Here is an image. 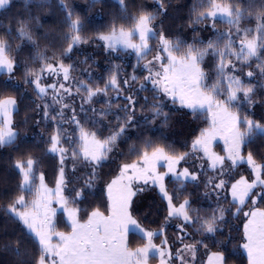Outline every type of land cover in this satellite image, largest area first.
Segmentation results:
<instances>
[{
	"label": "trees",
	"instance_id": "trees-1",
	"mask_svg": "<svg viewBox=\"0 0 264 264\" xmlns=\"http://www.w3.org/2000/svg\"><path fill=\"white\" fill-rule=\"evenodd\" d=\"M235 7L238 3L243 8L251 7L253 18L249 22L245 19L241 27L255 29V12L261 6V0L249 5L248 0H230ZM127 12L121 11L118 0H103L102 3L93 4L92 0H33L25 5L24 0H11V4L0 9V38L9 44L7 55L15 61L13 73H0V99L13 97L16 100V109L13 114V126L17 133L16 141L11 146L0 148V264H35L39 256V249L26 235L23 225L6 212L12 201L20 195L18 185L20 174L14 165L17 160L25 161L29 156L37 161L35 173L37 180L42 173L49 185L57 183L61 165V157L58 153H49L50 137L59 129L61 146L68 149L65 154L63 166L66 171L64 195L70 205L77 208L78 219L85 221L94 210L109 213V199L107 195L108 183L118 175L122 165L139 161V153L143 152L146 143L153 147H162L172 156L189 153L186 159L195 154L192 153V142L200 135L203 129L210 127V118L206 113L193 115L186 107L175 105L168 101L165 95L157 93L151 84L145 81L147 70L144 67L146 60L157 54L159 45V33L174 44L179 42L180 48L175 55H182L189 45L203 50L209 41H213L219 48H223V40H218V33H233V39L239 41L235 29L227 23L217 20L215 27L211 19L201 23L196 22L197 13L207 11V3L200 7L201 0H164V8L160 9L158 0H125ZM67 5V7H63ZM72 12V18H80L83 29L80 33L87 43H80L73 47L72 51L63 55L70 41L64 39L70 33L67 22L68 12ZM140 11L157 15L152 27L157 36L150 40L153 51L143 60L137 61L136 54L132 50L119 49L115 52L106 50L103 42L96 39L100 33H107L115 22L125 27L131 26V21L123 20V15H138ZM27 24V30L31 33L34 42L18 38L17 28L19 22ZM43 56L44 60L40 57ZM229 59L236 65L233 72L230 68L226 72L239 77L244 86H253L252 102L244 100L243 93H238L237 105L232 111L238 112L241 118L247 117L264 125V77L257 69L258 61L253 58L251 67L241 64L234 57ZM219 58L211 54L204 57L200 65L207 76L209 85L218 79L217 64ZM47 61L54 65L62 62L66 66L72 65L70 79L64 82L70 87L72 94L62 93V103H55L53 91L48 89L46 96L41 99L37 95L35 84L26 83V73L29 70L39 72V69ZM264 62V57L261 58ZM252 71V77L247 72ZM113 72L117 73L119 82V94L111 87L107 93H98L89 101L87 93L76 87L84 82L93 89L104 88ZM41 85L52 84L53 75H45ZM135 75L138 79L132 81ZM62 78V76H60ZM32 79V77H27ZM63 79V78H62ZM129 80L125 86L123 81ZM145 84L141 90L140 85ZM227 81L220 86L224 95L218 99H226ZM132 96L136 101L135 112L131 123L127 124L123 133L117 138L112 151L99 165H91L82 156L73 157V149L79 151V128L72 121L73 115L86 132H95L98 139H105L125 124L127 116L123 111L128 101L125 97ZM160 104L162 112L166 114L154 117L152 106ZM45 105H48V117H45ZM68 105V107H63ZM63 110V116L57 115ZM104 112L106 115L101 116ZM52 117H56L53 119ZM119 117V119H117ZM241 130L244 127L241 126ZM71 137L72 142H69ZM215 149L221 156H225L222 143L218 142ZM151 152V148H148ZM251 152L256 163L264 165V139L257 138L253 143H246L241 148L243 157L247 158ZM227 171L223 176L220 168L201 172L200 179L188 180L181 188L173 178H166V188L173 197L174 204H180L185 199L189 201V215L193 223L185 224L183 219L168 216V202L153 185L145 191H139L132 204L131 212L140 224L163 232L156 235L155 239L162 242L163 239L172 246L175 252L185 244H194L197 248L195 264H203L205 250L211 252H223L225 264H248V256L242 245L244 239V224L247 217L244 212L250 208H264V193L252 200L255 195L237 213V205L229 194V186L236 179L246 176L249 179L254 175L252 168L245 162L235 167L228 160L225 161ZM93 167L95 175L92 176ZM226 170V169H225ZM264 178V171L261 172ZM91 179V186L87 181ZM211 184H208L209 180ZM221 179L225 180L223 189H216L214 185ZM36 184L39 183V181ZM77 192L80 196L77 197ZM259 191L255 190L254 194ZM27 199L32 195L25 194ZM217 208L225 209L224 220L219 222L218 231L208 234L200 229V221L196 217L207 218ZM64 211H59L54 219L55 228L70 232L71 227ZM183 226V235H180ZM183 237V241H181ZM198 241L202 243H197ZM146 242V239L137 232L129 233L128 243L130 248H136ZM19 247L22 255L17 257L11 249ZM176 259V258H175ZM176 262V260H175Z\"/></svg>",
	"mask_w": 264,
	"mask_h": 264
},
{
	"label": "snow or ice",
	"instance_id": "snow-or-ice-1",
	"mask_svg": "<svg viewBox=\"0 0 264 264\" xmlns=\"http://www.w3.org/2000/svg\"><path fill=\"white\" fill-rule=\"evenodd\" d=\"M33 0H24L25 5H29ZM46 0H41V3ZM103 0H92L93 4L102 3ZM63 4V0H61ZM121 11L127 12L125 0H118ZM160 9L164 8V0H158ZM207 11L197 13L196 22L211 19L213 27L215 22L220 20L227 23L235 29V34L239 41V47H236L237 41L233 39L231 31L227 33H218V40H223V48H219L213 41H209L207 47L203 50L196 49L189 45L187 50L182 55H175L179 51V42L173 43L167 39L163 32L159 33V45L157 54L153 60H149L145 65V69L149 75L144 77L145 81L150 82L153 89L157 93H163L169 97L173 103L177 101L182 107L190 109L193 115L206 113L210 118V127L203 129L200 135L192 142V152L202 151L204 156L211 162L210 167L216 169L220 167L221 176L224 175L225 161H231V166L235 167L240 163H247L255 174V179L249 182L244 177L232 184V198L237 205L236 212L242 211L246 199L250 195H262L252 193V189L261 186L264 189V179L261 178V172L264 171V165L256 163L253 154L248 153L247 158L241 155V147L246 143H253L257 138L264 139V125L259 124L247 117L241 118L238 112H233L232 107L237 105L238 93H243L244 100L248 103L252 102V94L254 93L253 86H244L243 81L226 72V69L236 70V65L230 57H234L241 64H246L251 67L250 61L255 58L257 69L262 77H264V62L261 58L264 57V0H261V6L257 9L254 15L256 21L255 29L241 27L243 20L248 19L249 22L253 18L251 7L243 8L238 3L235 7L230 0H206ZM243 3V0H241ZM249 5L255 3V0H248ZM11 4V0H0V9H3ZM67 7V5H63ZM200 7H204V0H201ZM72 12H68L67 22L70 33L64 39L70 41L63 55L71 52L73 47L80 43H87V40L82 39L80 33L83 25L79 17L73 19ZM123 20L131 21V26L125 27L123 24L117 25L112 23L107 33H100L96 39L103 42L106 50L113 52L124 49L132 50L137 57V61L145 59L153 49L149 45V41L157 36L152 24L157 19V15L140 11L138 15H123ZM18 38L34 42L31 33L27 30V24L24 21L19 22L17 28ZM138 38V43L135 42ZM9 44L3 38H0V72L11 74L15 67V61L8 55ZM211 54L219 58L217 64L218 79L215 83L209 85L207 76L201 64L204 57ZM167 53V63L162 62L160 52ZM44 60L43 56L40 57ZM154 62L159 63V70H154ZM72 65H65L60 62L56 65L44 62L39 72L29 70L26 73V83L35 84L37 95L43 99L47 95L48 89L53 91V100L55 103H62L64 96L72 94L71 88L60 83L42 86L41 80L44 73L49 75L59 76L63 74V80L70 79V71ZM252 71L247 72L248 77H252ZM32 77V79H27ZM138 78L133 75L132 81ZM227 81V96L226 99H218L224 95L220 90V86ZM125 86L129 85V80L123 81ZM117 91L119 94V82L117 73L113 72L109 80L105 83L104 88H95L88 86L84 82L77 85L76 91L81 90L87 93V100H91L98 93H107L109 88ZM146 85L141 84V90L145 89ZM128 101L124 107L127 119L125 124L119 128V131L101 140L97 138L95 132H86L76 120L75 115L72 121L79 128L80 147L79 151L73 149L72 156H82L85 161L91 165H99L101 161L107 158V154L112 151V148L117 138L123 133L127 124L131 123L135 112L136 101L132 96L125 97ZM16 107V100L12 97L0 99V148L11 146L15 143L17 133L13 130V112ZM48 105H45V117H48ZM68 107V105H63ZM160 104L152 106L154 117H159L166 114L162 112ZM57 115L63 116V110ZM106 115L102 112L101 116ZM55 119L56 117H52ZM119 119V117H117ZM241 126L244 131H241ZM223 133L225 142V151L227 156H220L211 151V145L217 135ZM72 142L71 137L68 138ZM151 148V152L148 151ZM49 153H58L61 157V165H63L65 154L68 149L61 146V136L59 129L50 137V147L47 149ZM189 153H184L179 156H172L165 152L162 147H153L151 143H146L145 150L139 153V161L132 164H124L120 171V176L114 179L108 185V198L110 200L109 211L110 215L105 216L99 210L93 211L85 223H80L76 218L77 210L67 209V198L62 194V185L64 184V169L60 168L59 178L57 180L56 189L53 192L44 183V175L41 173L38 177L39 185L36 184L37 176L34 166L37 161L32 157H28L25 161L17 160L15 169L20 174V184L18 195L6 209V212L11 214V217L18 220L24 227L25 235L37 245L39 256L35 260V264H148L150 258H159V264H170L173 259V254L167 248V241L162 242L161 247H157L153 242V237L157 233L145 231L140 227L135 219L129 213V205L135 192L132 190L131 183L135 180H143L145 183L151 181L153 184H158L160 192L168 201V216L182 217L185 224L193 223V218L189 215L190 204L187 199L175 207L172 203L173 197L168 194L164 186V179L169 173L175 178L182 188L187 180H196L197 177L190 173L187 168L177 172L176 165L181 160H184ZM161 161L165 162L163 166L167 168V172L159 173L157 168L161 166ZM131 171V175H129ZM95 175V167H93L92 176ZM91 186V179L86 182ZM212 180L208 181L211 184ZM225 180L221 179L219 183L214 185L216 189L225 187ZM25 194L33 196L31 201L26 200ZM77 192V197L80 196ZM53 196H55L61 208L68 214L70 233L56 232L54 217L56 208L52 207ZM256 200H252L254 205ZM225 209L217 208L212 215L203 218L198 216L196 221H200V229L205 233L214 234L218 231L219 222L224 220ZM244 216L248 217L244 224V239L245 243L242 247L246 250L248 256V264H264V209H255L249 212H244ZM130 226L142 233L147 239V243L143 247H138L134 251L129 250L127 245V233ZM181 230H183L181 228ZM57 242L53 243V239ZM183 241V237L180 238ZM197 243H202L198 241ZM13 253L20 257L22 255L19 247L11 249ZM197 248L194 244H185L183 249H178L175 258L181 261V264H187L184 259V253L191 255L192 260L196 259ZM208 264H225V256L223 252H213L208 257Z\"/></svg>",
	"mask_w": 264,
	"mask_h": 264
},
{
	"label": "rangeland",
	"instance_id": "rangeland-1",
	"mask_svg": "<svg viewBox=\"0 0 264 264\" xmlns=\"http://www.w3.org/2000/svg\"><path fill=\"white\" fill-rule=\"evenodd\" d=\"M135 42H139L138 41V38L136 39V41ZM150 42V41H149ZM150 45V44H149ZM175 54V53H174ZM160 55H161V57H162V62L163 63H167V53H164V52H160ZM9 56V55H8ZM149 60H153V58H151V59H148V60H146V62H144V65L149 61ZM154 64H155V68H154V70H159V63H157V62H154ZM16 67H14V69H15ZM14 71V70H13ZM0 73H3V72H0ZM13 73V72H12ZM147 73H148V71H147ZM45 75H49L48 73H46ZM149 75V73L147 74V76ZM53 76H55V75H53ZM60 76H62V78H63V74L61 73L59 76H55L53 79L55 80L53 83H56L57 84V88H59V84H60V82H59V80H61V81H64ZM65 82V81H64ZM64 82H62L63 84H64ZM52 83V84H53ZM149 84H151L150 82H148ZM152 85V84H151ZM161 94H163V93H161ZM164 95V94H163ZM167 97V96H166ZM5 98H7V97H5ZM13 98V97H12ZM168 101H171L172 102V100L169 98V97H167L166 98ZM175 105H177V106H181L180 105V103L177 101L176 103H175ZM182 107V106H181ZM15 109H16V107H15ZM15 111V110H14ZM233 112H235V111H233ZM13 114H14V112H13ZM12 119H13V116H12ZM13 130L16 132V130H15V128H14V126H13ZM241 131H244V130H241ZM79 136H80V134H79ZM218 142H220V143H222V145H223V148H224V150H225V142H224V139H223V133H221V134H219V135H217L216 136V138L213 140V142H212V145H211V151L213 152V153H215V154H217V155H220L219 154V152L217 151V149H215V146H216V144L218 143ZM243 147V146H242ZM241 147V148H242ZM193 153V152H192ZM193 154H195L194 156H192L190 159H184V160H181L180 162H179V164L178 165H176V171L177 172H180V171H183V169L184 168H187L188 170H189V172L190 173H193L194 175H196V177H197V179L196 180H198V179H200V173L201 172H203V171H206V170H210V169H212L211 167H210V161L208 160V158L207 157H205L204 156V154H203V152L202 151H199V152H195V153H193ZM241 155H242V153H241ZM179 156V155H178ZM221 156V155H220ZM225 156H227V152H225ZM243 156V155H242ZM245 158V160H246V157H244ZM136 162H138V161H136ZM136 162H132V163H136ZM228 162H230L231 163V161H229L228 160ZM132 163H127V164H132ZM161 163V166H159L158 168H157V171L159 172V173H165V172H167V168L165 167V166H163L164 165V163L165 162H163V161H161L160 162ZM258 164V163H257ZM259 165H261V164H259ZM123 166V165H122ZM62 167H63V169H64V184L61 186L62 187V194H63V196L65 197V195H64V186L66 185L65 184V181H66V171H65V166H63L62 165ZM122 168V167H121ZM218 168H220L219 166H217V168L216 169H218ZM226 169V170H225ZM220 170V169H219ZM228 169H227V166H225L224 165V173L227 171ZM121 171V170H120ZM254 173V172H253ZM129 175H131V171H129V173H128ZM120 176V172L118 173V175L117 176H115L113 179H111L110 180V182L108 183V185L114 180V179H117L118 177ZM168 177H171V178H173V179H175L173 176H172V174L171 173H169L167 176H165V179H164V186H165V189H166V191H167V188H166V178H168ZM242 177H244L245 179H247L249 182H251L252 180H254L255 179V174L252 176V178L251 179H249L248 177H246V176H242ZM59 178V177H58ZM241 178V177H240ZM240 178H238V179H236V181H238ZM261 178L262 179H264L263 177H262V174H261ZM39 181V179L37 180V182ZM188 181V180H187ZM236 181H233L231 184H230V186H229V194H230V197H231V199L233 200V198H232V189H231V186H232V184L233 183H235ZM44 183H45V185L49 188V189H52L53 190V192L55 191V189H56V184L54 185V186H52V185H49V183L47 182V180H46V177H45V175H44ZM37 185H39V183H37ZM153 185H155L157 188H158V190L160 191V188H159V185L158 184H153L151 181H149L148 183H145L143 180H133L132 181V183H131V187H132V190L135 192V195L132 197V199H131V202H130V205H129V209H128V211H129V213L131 214V216H132V218L133 219H135V217L132 215V210H131V204H132V202H133V200H134V198H135V196H136V194L139 192V191H145L147 188H150V187H152ZM255 190H258L259 191V193L258 194H261V192L262 193H264V189H262L261 188V186H257L256 188H254V189H252V193H254V191ZM168 192V191H167ZM161 193V192H160ZM162 194V193H161ZM168 194H169V192H168ZM256 194V193H255ZM107 195H108V187H107ZM163 195V194H162ZM170 195V194H169ZM252 197V195H250L247 199H246V202H245V204L248 202V200L250 199ZM259 197V195H255L254 196V199L255 198H258ZM26 198V200H28V201H31L32 199H33V196L30 198V199H27V197H25ZM66 198V197H65ZM109 199V198H108ZM165 200H167V199H165ZM173 201V200H172ZM168 202V201H167ZM111 202H110V200H109V204H110ZM173 203V202H172ZM183 203V202H182ZM181 204V203H180ZM180 204H174L173 203V205L175 206V207H179V205ZM52 207L53 208H56L57 209V211H56V214L59 212V211H64L65 212V215H66V218H68V214H67V212L64 210V208H61V206H60V204L58 203V200H57V198L55 197V196H53V201H52ZM66 207H67V209H69V210H72V209H75V210H77V208L76 207H74V206H72V205H70L68 202H67V205H66ZM264 209V208H259V207H254V208H250V210L249 211H252V210H255V209ZM95 211V210H94ZM100 211V210H99ZM248 211V212H249ZM100 212H102V211H100ZM102 213H104V212H102ZM104 215L105 216H108V215H110V212L108 213H104ZM56 216V215H55ZM76 218L78 219V211H77V213H76ZM172 218H174V217H172ZM178 218V217H177ZM179 218H181L182 219V217H179ZM54 219H55V217H54ZM247 219H248V217H247ZM79 220V222L80 223H85L87 220H85V221H81L80 219H78ZM136 220V219H135ZM67 221H68V223L70 224V221H69V219H67ZM137 221V220H136ZM247 222V221H246ZM137 223L140 225V227L142 228V229H144L145 231H151V232H154V233H157V235H159V233H161V232H163V230H161V231H158V230H154V229H152V228H148V227H146V226H144V225H142V224H140L139 223V221H137ZM179 228L181 229H183V226L182 225H180L179 226ZM56 232H63V233H70V232H65V231H61V230H59V229H54ZM72 230V229H71ZM131 232H137V233H140L138 230H136V229H134L132 226H130V230L128 231V233H127V245H129V243H128V238H129V233H131ZM141 235H142V233H140ZM180 235H183V232H182V230H181V232H180ZM143 236V235H142ZM155 237H156V235L153 237V240H152V242L157 246V247H161L162 246V242L163 241H165L166 239H163V241L162 242H158V241H156V239H155ZM146 239V238H145ZM57 242V240L54 238L53 239V243H56ZM147 243V239H146V242L144 243V244H142V245H140V246H138V247H143L145 244ZM138 247H136V248H138ZM172 246L167 242V248L171 251V253L173 254V259L170 261V264H181V261L179 260V259H175V255H174V250L171 248ZM128 248H129V250H135L136 248H130L129 246H128ZM180 249H182V248H180ZM245 252H246V250H245ZM205 256H204V260H203V264H208V257H209V255H211V253H213V252H211V251H209V250H205ZM175 254H176V252H175ZM246 254H247V252H246ZM184 259H185V261H187V264H195V261H193L192 260V257H191V255L189 254V253H187V252H185L184 253ZM175 260H176V262H175ZM148 264H159V258L157 257V258H150L149 259V261H148Z\"/></svg>",
	"mask_w": 264,
	"mask_h": 264
}]
</instances>
